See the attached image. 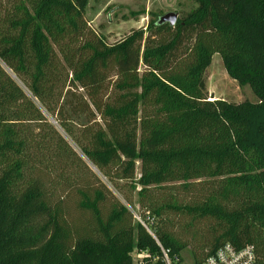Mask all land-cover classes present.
Here are the masks:
<instances>
[{"label": "trees", "instance_id": "trees-1", "mask_svg": "<svg viewBox=\"0 0 264 264\" xmlns=\"http://www.w3.org/2000/svg\"><path fill=\"white\" fill-rule=\"evenodd\" d=\"M192 1L109 45L88 0H0V264H264V0ZM215 54L255 102L208 100Z\"/></svg>", "mask_w": 264, "mask_h": 264}, {"label": "rangeland", "instance_id": "rangeland-1", "mask_svg": "<svg viewBox=\"0 0 264 264\" xmlns=\"http://www.w3.org/2000/svg\"><path fill=\"white\" fill-rule=\"evenodd\" d=\"M194 8L195 4L192 0H88L85 19L92 30L102 36L109 45H112L132 29L146 30L152 19L157 20L167 13H174L179 19ZM204 78L209 101L220 100L228 103L256 101L248 87L238 86L227 76L222 59L217 54L212 56ZM49 121L54 124L50 118ZM81 123L82 120L76 123L75 128ZM60 133L79 154L72 140L62 131ZM87 165L92 173L102 180L99 173L88 163ZM90 181L92 182V179ZM102 181L104 182V180ZM105 185L113 197L138 220L136 216L138 215V199L135 192L127 187L120 192L106 183ZM125 197L130 199V204L125 201ZM132 259L133 264L139 260L136 252H133ZM177 264H193L188 251L182 253V261Z\"/></svg>", "mask_w": 264, "mask_h": 264}, {"label": "built area", "instance_id": "built-area-1", "mask_svg": "<svg viewBox=\"0 0 264 264\" xmlns=\"http://www.w3.org/2000/svg\"><path fill=\"white\" fill-rule=\"evenodd\" d=\"M166 264H170L164 254ZM200 264H255L254 256L249 247L236 250L230 245H224L212 255L206 257Z\"/></svg>", "mask_w": 264, "mask_h": 264}, {"label": "water", "instance_id": "water-1", "mask_svg": "<svg viewBox=\"0 0 264 264\" xmlns=\"http://www.w3.org/2000/svg\"><path fill=\"white\" fill-rule=\"evenodd\" d=\"M177 19H178V18H177V15H176V14H174V13H167V14H165V15L159 17V18L157 19L156 24H157L158 26H161V25H165V24H167V25H169L170 27H173V26L175 25Z\"/></svg>", "mask_w": 264, "mask_h": 264}]
</instances>
